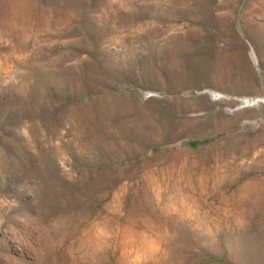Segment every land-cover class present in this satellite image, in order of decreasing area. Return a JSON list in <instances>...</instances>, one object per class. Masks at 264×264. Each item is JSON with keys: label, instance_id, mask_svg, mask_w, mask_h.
I'll return each mask as SVG.
<instances>
[{"label": "rangeland", "instance_id": "374dc122", "mask_svg": "<svg viewBox=\"0 0 264 264\" xmlns=\"http://www.w3.org/2000/svg\"><path fill=\"white\" fill-rule=\"evenodd\" d=\"M80 237L264 264V0H0V264Z\"/></svg>", "mask_w": 264, "mask_h": 264}, {"label": "bare ground", "instance_id": "6f19581e", "mask_svg": "<svg viewBox=\"0 0 264 264\" xmlns=\"http://www.w3.org/2000/svg\"><path fill=\"white\" fill-rule=\"evenodd\" d=\"M84 238L85 237H80L76 242L72 243L69 248H66L67 250L59 252L53 257L46 258L39 264H83L85 262L84 260L89 261L88 259L96 255L95 252H97L98 247H95L92 242L89 243V241ZM101 257H108V248H105L103 252L101 251Z\"/></svg>", "mask_w": 264, "mask_h": 264}]
</instances>
